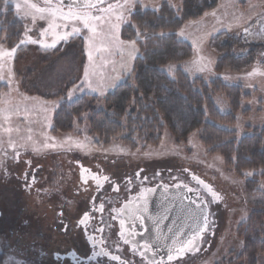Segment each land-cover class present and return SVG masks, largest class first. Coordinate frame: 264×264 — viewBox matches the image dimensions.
<instances>
[{
  "label": "rangeland",
  "instance_id": "1",
  "mask_svg": "<svg viewBox=\"0 0 264 264\" xmlns=\"http://www.w3.org/2000/svg\"><path fill=\"white\" fill-rule=\"evenodd\" d=\"M5 1L13 4L22 18L25 34L12 49L0 45V85H7L0 100V146L24 147L32 153L31 158L41 162L45 153L73 145L80 154L97 159L125 158L135 163L168 159L176 166L189 167L216 186L222 202L209 251L180 264H244V258H237L242 247L239 226L254 207L264 208V176L259 178L258 193L248 192L246 181L264 170L238 175L228 170L220 155L207 151L200 131L178 140L174 131L182 129H170L168 124L156 144L139 140L135 145L120 138L97 142L88 134L87 117L84 125L71 133L51 132L55 112L64 100L71 101L83 93L105 98L117 85L133 78L141 47L136 40L123 37L133 10L137 6L158 10L166 2L180 11L183 0H113L81 14L42 7L35 0ZM263 19L264 0H218L216 7L186 21L177 32L178 39L191 45L193 55L165 66L169 74L180 67L191 78L201 77L206 82L220 78L228 84L243 85L250 95L242 100L237 122L230 127L239 138L264 126V63L238 61L227 57L226 51L231 43L240 45L243 34ZM213 101L221 112L231 111L224 95H216ZM246 108L249 110L242 112ZM1 236L4 264H37L34 259L45 261L40 256L42 249H57L54 240L35 239L17 230L11 239L15 243L6 245L2 241L5 236ZM48 261L58 263L50 257ZM257 264H264V253L257 257Z\"/></svg>",
  "mask_w": 264,
  "mask_h": 264
},
{
  "label": "flooded vegetation",
  "instance_id": "2",
  "mask_svg": "<svg viewBox=\"0 0 264 264\" xmlns=\"http://www.w3.org/2000/svg\"><path fill=\"white\" fill-rule=\"evenodd\" d=\"M240 46L242 62L264 63V19ZM30 155L24 147L0 146V233L6 245L15 243L16 230L54 240L57 249H42L45 261L37 264H49V257L57 264H180L209 251L222 194L189 167L168 159L99 160L73 145L45 153L43 162ZM174 200L194 213L178 236L168 227Z\"/></svg>",
  "mask_w": 264,
  "mask_h": 264
},
{
  "label": "trees",
  "instance_id": "3",
  "mask_svg": "<svg viewBox=\"0 0 264 264\" xmlns=\"http://www.w3.org/2000/svg\"><path fill=\"white\" fill-rule=\"evenodd\" d=\"M36 2L50 7V2ZM217 3L218 0H183L180 11L166 2L158 10L137 6L131 13V23L123 28V37L136 40L141 47L133 78L117 85L105 98L83 93L71 101L64 100L55 112L51 132L71 133L84 125L87 117L88 134L97 138V142L120 138L135 145L139 140L156 144L168 124L170 129H182V132L174 131L178 140L200 131V141L207 151L220 155L227 168L238 175L264 170V126L240 138L230 128L237 122L236 113L241 110L242 100L250 95L245 87L225 83L220 78L209 82L201 77L191 78L180 67L172 74L165 70L169 63H180L193 55L191 45L178 39L177 32L186 21L201 17ZM24 34L25 24L14 5L0 0V44L12 49ZM231 45L227 57L241 61L246 49ZM234 52L238 54L235 56ZM6 87L0 85V100ZM216 95L229 100L231 111L221 112L216 107L213 101ZM262 176L264 172L246 181L248 192H259ZM239 231L242 247L237 258H244V264H257V257L264 253V208L254 207ZM0 264H4L2 254Z\"/></svg>",
  "mask_w": 264,
  "mask_h": 264
},
{
  "label": "water",
  "instance_id": "4",
  "mask_svg": "<svg viewBox=\"0 0 264 264\" xmlns=\"http://www.w3.org/2000/svg\"><path fill=\"white\" fill-rule=\"evenodd\" d=\"M111 1L112 0H52L49 6L58 8L67 14H81L87 12V10L99 8ZM174 203H176L173 213L174 220L172 217L170 218L171 224L168 225V227L169 230L173 232L174 236H178L188 230L189 224L193 220L194 213L190 206L178 203L176 200H174ZM177 209L181 211L179 212ZM204 213H206L205 209ZM159 223L163 228H167V223Z\"/></svg>",
  "mask_w": 264,
  "mask_h": 264
},
{
  "label": "crops",
  "instance_id": "5",
  "mask_svg": "<svg viewBox=\"0 0 264 264\" xmlns=\"http://www.w3.org/2000/svg\"><path fill=\"white\" fill-rule=\"evenodd\" d=\"M36 42L39 43V41H35V43H36ZM0 45H2V44H0Z\"/></svg>",
  "mask_w": 264,
  "mask_h": 264
},
{
  "label": "bare ground",
  "instance_id": "6",
  "mask_svg": "<svg viewBox=\"0 0 264 264\" xmlns=\"http://www.w3.org/2000/svg\"><path fill=\"white\" fill-rule=\"evenodd\" d=\"M229 170V169H228Z\"/></svg>",
  "mask_w": 264,
  "mask_h": 264
}]
</instances>
